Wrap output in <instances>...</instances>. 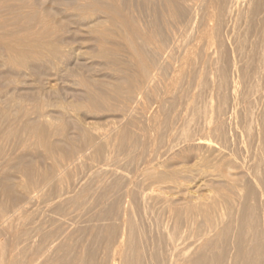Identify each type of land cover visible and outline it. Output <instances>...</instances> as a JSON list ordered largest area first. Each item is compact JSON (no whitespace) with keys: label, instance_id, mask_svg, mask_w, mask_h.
<instances>
[{"label":"rangeland","instance_id":"374dc122","mask_svg":"<svg viewBox=\"0 0 264 264\" xmlns=\"http://www.w3.org/2000/svg\"><path fill=\"white\" fill-rule=\"evenodd\" d=\"M235 1L176 78L205 0H0V264H110L125 219V263L170 264L261 223L264 0Z\"/></svg>","mask_w":264,"mask_h":264},{"label":"bare ground","instance_id":"6f19581e","mask_svg":"<svg viewBox=\"0 0 264 264\" xmlns=\"http://www.w3.org/2000/svg\"><path fill=\"white\" fill-rule=\"evenodd\" d=\"M246 0H236L234 7L232 9V15L236 16L237 13L239 12V9L241 8V6L245 3ZM218 3L219 0H205V7H204V17H203V21L201 24V28L198 32V35L196 37L195 43L190 46L189 48H186L183 52V55L181 56L179 62H177V65L174 66L173 68V77H178L180 76V74L182 72H184L183 70L187 68L186 64L189 62V57L191 55H193L196 52V49L198 47V44L203 43V47H204V53H205V58L208 60V63L211 64V62L213 61L212 58L214 56V54L216 53L214 48H213V43L211 41L212 38V21L214 20L215 16H216V12L218 9ZM183 30V29H182ZM177 40V39H176ZM175 41V40H174ZM174 47V46H173ZM181 51V50H180ZM172 54V53H171ZM179 55V54H178ZM181 55V52H180ZM164 59L166 58L163 57ZM172 59V58H171ZM171 59H169L170 61H172ZM191 59V58H190ZM188 61V62H187ZM153 72V71H152ZM186 72V70H185ZM155 75L152 73L149 77L148 83L153 81ZM178 80V79H177ZM177 80L175 81L177 83ZM179 81V80H178ZM174 82V81H172ZM233 89H235L233 87ZM130 112V111H129ZM164 135V134H163ZM194 144V143H193ZM197 144L199 145H204V146H209L208 148L212 147V144L210 142V140L208 139H204V137L201 139L199 138L197 140ZM212 149V148H211ZM111 170V169H110ZM112 171V170H111ZM128 178V177H127ZM187 180V179H186ZM226 180V179H225ZM232 180V179H231ZM171 183V182H170ZM128 185V184H127ZM186 185V184H185ZM248 185V184H247ZM181 186V185H180ZM233 187V186H232ZM260 187V186H259ZM233 189V188H232ZM263 189V188H262ZM158 189H156L157 191ZM161 190V189H160ZM175 192V191H174ZM264 192V191H262ZM149 193H151L149 191ZM163 193V190H162ZM152 194V193H151ZM157 194V193H156ZM158 194H161L158 192ZM193 194V193H192ZM172 195V194H171ZM196 195V194H195ZM264 195V194H263ZM262 195V196H263ZM260 196V195H259ZM258 196V197H259ZM163 199L164 197L167 196H162ZM187 197V196H186ZM190 197V196H189ZM200 197V196H199ZM198 197V198H199ZM213 197V196H212ZM255 197V196H254ZM188 198V197H187ZM167 199V198H166ZM190 199V198H188ZM201 200H203V197L200 198ZM216 199V198H215ZM198 200V199H197ZM200 200V202H201ZM213 200V199H212ZM255 200V199H254ZM143 201V200H142ZM171 201V200H170ZM195 202V200H192ZM206 201V200H205ZM214 201V200H213ZM198 202V201H197ZM211 202V201H210ZM169 203V202H168ZM193 203V202H192ZM207 203V202H206ZM234 203V202H233ZM177 204V203H176ZM202 204V203H201ZM258 204V203H257ZM259 204L263 207L264 204V196H263V201ZM258 204V205H259ZM204 205V204H203ZM235 205V204H234ZM177 206V205H176ZM145 207V206H144ZM187 207V206H186ZM200 207V206H199ZM197 207V208H199ZM179 208V207H178ZM206 208V207H205ZM133 209V208H132ZM158 209V208H157ZM163 209V208H162ZM170 209V208H169ZM200 209V208H199ZM198 209V210H199ZM251 209V208H250ZM254 209V208H253ZM256 209V208H255ZM259 209V206H258ZM164 210V209H163ZM157 211V210H156ZM236 212H238V210H235ZM246 212V210H244ZM147 212V211H146ZM145 212V213H146ZM150 212V211H149ZM183 212V210H182ZM253 212V211H252ZM261 213L262 210H258V213ZM153 213V212H152ZM170 213V212H168ZM212 213V212H211ZM240 213V211H239ZM243 213V212H242ZM248 213H251V210H249ZM254 213V212H253ZM252 213V214H253ZM256 213H254V216L257 215ZM171 214V213H170ZM234 214V212H233ZM237 214V213H236ZM151 215V214H150ZM149 215V216H150ZM156 215V214H155ZM154 215V216H155ZM159 215V214H157ZM169 215V214H168ZM190 215V214H189ZM238 216V215H237ZM70 217V216H69ZM131 217V216H130ZM257 217L259 218V216L257 215ZM264 217V216H263ZM152 218V217H151ZM158 218V217H157ZM257 218V219H258ZM153 219V218H152ZM156 219V218H155ZM252 218L251 216H238L235 218V220L231 223V225H226V223L224 224V226H221V228L210 231L209 233L202 235L201 237H199L196 241L191 242L189 245H185L187 246L184 249H181L179 251H177L176 249V253L174 255V259H172V262L170 264H264V244L262 243L263 239H264V218L260 219L261 221V225L258 223V221H255V219ZM256 219V220H257ZM127 219L124 220L122 226L120 227L121 230V237L119 240H117L111 259V263L110 264H127L124 261V250H125V246L127 244L126 240V234L125 232L128 231V234L131 232V228L132 226H127L126 221ZM159 220V218H158ZM134 221V220H133ZM205 221V220H204ZM69 222V221H68ZM122 222V221H121ZM132 222V221H131ZM129 222V223H131ZM201 223V222H200ZM229 223V221H228ZM5 224V223H4ZM72 224V223H71ZM169 224V223H168ZM167 224V225H168ZM213 224V223H212ZM131 225V224H130ZM203 225V224H202ZM134 226V225H133ZM68 227V226H67ZM66 227V228H67ZM71 227V226H70ZM119 228V227H118ZM130 228V229H128ZM133 228V227H132ZM153 228V226H152ZM160 228V227H159ZM162 228V227H161ZM160 228V229H161ZM192 228V227H191ZM68 229V228H67ZM73 229V228H72ZM137 229V228H136ZM208 229V227H207ZM207 229L205 231H207ZM10 230V229H9ZM130 230V231H129ZM134 229H132L133 231ZM166 230V229H165ZM137 231V230H136ZM204 231V230H203ZM13 232V231H12ZM170 232V231H169ZM180 232V231H179ZM196 232V231H194ZM133 234V232H131ZM173 233V232H172ZM38 234V233H37ZM120 234V233H119ZM125 234V235H124ZM143 234V233H142ZM152 234V233H151ZM156 234V233H155ZM204 234V233H203ZM17 235V234H16ZM41 235V234H40ZM174 235V234H173ZM15 236V235H14ZM134 236V235H133ZM159 236V235H158ZM168 236V235H167ZM172 236V235H171ZM160 237V236H159ZM14 238V237H13ZM114 238V237H113ZM116 238V237H115ZM128 238V237H127ZM138 238V237H137ZM161 238V237H160ZM130 239V238H129ZM136 239V238H135ZM168 239V238H167ZM35 240V239H34ZM131 240H133L131 238ZM130 240V241H131ZM129 241V242H130ZM41 242V241H40ZM47 242V241H46ZM115 242V241H114ZM16 243V242H13ZM30 243V242H29ZM56 243V241H55ZM49 245V244H48ZM13 246V245H12ZM62 246V245H61ZM131 245H129L130 247ZM183 246V245H182ZM5 247V246H4ZM27 247V246H26ZM46 247V246H45ZM128 247V246H127ZM132 247V246H131ZM40 248V247H39ZM47 248V247H46ZM53 248V246H52ZM62 248V247H61ZM83 248V247H80ZM110 248V247H108ZM135 247L132 248V250ZM154 248V247H153ZM14 249V248H13ZM24 249V247H23ZM59 249V248H58ZM3 250V249H2ZM7 250V249H6ZM39 250V249H38ZM61 250V249H60ZM77 250V249H76ZM81 250V249H80ZM84 250V249H83ZM113 250V246L112 249ZM175 250V248L173 249ZM36 251V248H35ZM54 251V250H53ZM58 251V250H57ZM74 251V250H73ZM93 251V250H92ZM109 251V250H108ZM140 251V250H139ZM138 251V252H139ZM156 251V250H155ZM72 252V251H70ZM77 252V251H76ZM79 252V250H78ZM77 252V253H78ZM107 252V251H106ZM144 252V251H142ZM163 252V251H162ZM174 252V251H173ZM14 253V252H13ZM55 253V252H53ZM69 253V252H68ZM73 253V252H72ZM83 253V252H82ZM140 253V252H139ZM154 253V252H153ZM16 254V253H15ZM66 254V253H65ZM65 254H59V256L62 258H65ZM71 254V253H69ZM75 254V252H74ZM79 254V253H78ZM77 254V255H78ZM12 254H10L9 257H11ZM56 255V253H55ZM62 255V256H61ZM67 255V254H66ZM83 255V254H82ZM156 255V254H155ZM155 255L154 258L155 259ZM171 255V254H170ZM35 256V255H33ZM47 256V255H46ZM49 256V255H48ZM76 256V255H75ZM81 256V255H80ZM88 256V255H87ZM107 256V255H106ZM151 257V256H150ZM156 257H158L156 255ZM51 258V257H49ZM55 256H53L52 259H54ZM57 258V257H56ZM59 258V257H58ZM57 258V259H58ZM62 258V259H63ZM69 258V257H68ZM103 258V257H102ZM135 258V256H134ZM48 259V258H47ZM60 259V260H62ZM71 259V258H70ZM79 259V258H78ZM136 259V258H135ZM165 259V258H164ZM11 260V258L9 259ZM8 260V261H9ZM17 260V259H16ZM67 260V259H66ZM65 260V261H66ZM72 260V259H71ZM70 262H74L71 261ZM75 261H77V259H74ZM93 260V259H92ZM108 260V259H107ZM133 260V259H131ZM130 260V261H131ZM159 260V259H158ZM19 261V260H18ZM36 261V260H34ZM57 261V260H55ZM59 261V260H58ZM63 261V260H62ZM68 261V260H67ZM80 261V260H79ZM85 261V260H84ZM87 261V260H86ZM89 261V260H88ZM102 261V259H101ZM109 261V260H108ZM107 261V263H108ZM138 261V259H137ZM37 262V261H36ZM42 262V261H41ZM64 262V261H63ZM81 262V261H80ZM83 262V260H82ZM81 262V263H82ZM92 262V261H91ZM96 262V260H95ZM135 262V260L133 261ZM132 262V263H133ZM140 262V261H139ZM14 263V262H13ZM16 263V261H15ZM52 263V262H51ZM57 263V262H56ZM66 263V262H65ZM76 263V262H75ZM78 263V262H77ZM85 263V262H84ZM87 263V262H86ZM100 263V262H99ZM102 263V262H101ZM104 263V261H103ZM131 263V264H132ZM162 263V261H161ZM9 264V263H8ZM12 264V260L11 263ZM20 264V263H19ZM36 264V263H35ZM93 264V263H91ZM145 264V263H144ZM166 264V263H165Z\"/></svg>","mask_w":264,"mask_h":264}]
</instances>
